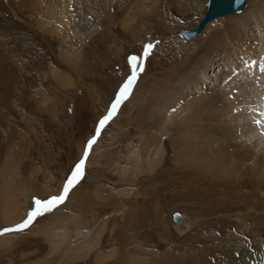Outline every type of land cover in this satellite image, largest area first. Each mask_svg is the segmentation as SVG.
Returning <instances> with one entry per match:
<instances>
[{"label":"rangeland","instance_id":"rangeland-1","mask_svg":"<svg viewBox=\"0 0 264 264\" xmlns=\"http://www.w3.org/2000/svg\"><path fill=\"white\" fill-rule=\"evenodd\" d=\"M35 2L8 0L14 15L2 12L0 6V240L13 238L8 245H0V264H159L168 258L170 243L186 256L192 247L199 250L194 240L201 226H224L220 222L224 217H211L200 209L216 198L223 200L232 190L210 182L203 190L204 197L195 188L185 195L186 185L171 181L178 168L175 137L171 138L170 132L173 142L164 136L162 150L155 148L154 108L175 79L173 70L168 69L174 67L168 45L175 35H168L170 39L164 42L162 35L167 33L155 16L143 18L148 27L142 33L139 27L132 29L136 37L118 26L110 30L102 27L99 33H105L106 43L94 44L88 38L74 54L76 60L67 62L61 54L74 47V42L68 41L65 31L54 32L51 25L40 24L42 20L32 11ZM167 2L172 5L165 9L168 22L181 24H176L180 28L174 26V34L198 25L200 18L197 11H191L190 0L184 1L187 8L182 14L178 0ZM87 12L81 15L85 17ZM151 31L156 37L148 39ZM70 33L75 36L73 30ZM146 42L152 45L149 53ZM177 52L181 60L182 53ZM140 68L147 80L118 118L121 108L116 116H110L100 139L97 142L95 138L91 152L86 153L99 120L113 106L106 105L115 85ZM95 147L98 150L93 157ZM83 154L87 156L85 174L69 189L66 199L34 217L22 230L6 231L26 221L36 200L45 202L62 195ZM191 197L197 222L180 234L172 222L173 213L179 211L184 218L183 207ZM12 218L15 222L7 224ZM84 233L100 234L99 245L70 259L67 250L76 247ZM154 256L158 259L153 260Z\"/></svg>","mask_w":264,"mask_h":264},{"label":"bare ground","instance_id":"bare-ground-1","mask_svg":"<svg viewBox=\"0 0 264 264\" xmlns=\"http://www.w3.org/2000/svg\"><path fill=\"white\" fill-rule=\"evenodd\" d=\"M36 1L38 2L33 4L32 11L35 12L37 19L42 20V23L38 22L45 26L51 25L54 32L65 31L68 41L74 42V47L69 46V51L61 54L63 61L67 62L76 60L74 54L79 53L80 45L88 38L94 44L106 43L103 41L105 33H99L102 27H108L110 30L118 26L125 29L127 34L131 33L136 37L137 34L132 29L135 26L139 27L142 33L148 27V21H144L143 18L155 16L157 20L163 22L161 28L167 33L162 35L164 42L170 39L168 35H175L176 38H172L175 40L171 39L168 45L169 54L174 56L172 63L174 67L170 66L168 69L173 70L175 79L171 88L166 84L168 86L165 90L166 96L158 101L160 104L154 108L156 117L152 133L153 140L158 141L155 148L161 149L164 136L169 142L172 141L168 136L170 132L171 138L175 137V159L178 168L175 175L172 173L171 181L186 185L185 195H190L188 190L195 188L199 189V194L204 197L203 190L211 183L231 187L232 192L224 193L226 197L223 200L216 198L215 201L209 202L208 206L202 207L203 210L200 209V213H208L211 217H224V221H220L224 228L221 229L217 223L214 228L203 229L204 226H201L199 228L201 233L194 240L199 250H192V247L187 256L185 253L181 254L182 249L172 246L169 242L168 258L159 264H264V123L257 112V100L264 96V0L249 4L246 0V5L241 11L212 19L202 33L192 39H186L180 32L174 34V30L181 24L177 21L168 22L166 13L167 15L169 13L165 12V9L166 11L172 9V5L166 3V0ZM178 1L181 14L185 13L187 3L185 0ZM190 1L193 7L191 11H197L201 21L206 11V1ZM23 3L27 4L26 1ZM8 5V0H0V6L4 7L1 11L14 15V11ZM84 10L88 11L85 17L81 15ZM45 26H42L44 30ZM73 27H77V30ZM71 30L75 34L73 37ZM156 34L153 31L148 32V39L155 38ZM147 35L144 34L145 37ZM186 40L192 41L185 42ZM116 42L117 39L114 38L113 44L117 45ZM145 44L149 53L150 43ZM177 50L182 53L181 60L177 59ZM136 65L137 63L134 66ZM138 65L142 66L140 63ZM141 72L142 70L136 69V72L133 70L132 73L131 70L132 74L130 73L128 78H123L115 85V93L108 97L106 106L109 103L115 104L123 86L135 75L132 88L128 89L129 95L120 101L121 104L116 106L117 110L113 112V106H110L111 116H116L118 109L121 108L118 118L126 105L128 106L135 98L136 91L148 78L145 74L142 76ZM56 75L62 77L61 73ZM67 81L70 83V80ZM107 114L108 111L99 120L98 127L96 126L98 134L95 131L92 135L93 138L97 134V142L103 129L109 124H106L108 121L106 120L101 126V121ZM94 145L87 148V151ZM98 147L94 148L93 157ZM83 157L86 159L87 156L83 154ZM85 171L86 167L83 175ZM245 187L248 191H241ZM193 198L191 197V202L183 207L186 213L184 218L181 214L179 222L172 220L180 234L188 232L196 225L197 221L192 211V208L196 207L192 202ZM13 222H15L13 218L6 221L7 224ZM99 236L100 234L93 237L90 233H84L77 240V246L72 248L71 245L67 250L69 258L78 257L74 255L75 253L82 251L81 254H84V250L96 248L99 245ZM11 239L12 236L2 238L0 245H8ZM154 258L153 260L158 259L155 256ZM155 262L154 264L157 263Z\"/></svg>","mask_w":264,"mask_h":264},{"label":"snow or ice","instance_id":"snow-or-ice-1","mask_svg":"<svg viewBox=\"0 0 264 264\" xmlns=\"http://www.w3.org/2000/svg\"><path fill=\"white\" fill-rule=\"evenodd\" d=\"M151 45H148V48H151ZM133 61L137 60L136 57L132 58ZM142 70V69H141ZM135 79V75H133L132 78H130L128 80V82L123 86V88L120 91V96L118 97V99L116 100L115 104H113V108L112 111L115 112L116 110V106L120 103V101L125 98L128 95V89L131 87L133 80ZM111 116V113L109 114V116H106L104 118V120L101 121V126H103L104 122L106 120H108ZM95 142V138H93V140H90L88 142V148L91 147V145ZM83 166H84V160L82 159L75 168V171L72 173L71 178L67 181V187L64 188L63 194L59 195V196H55L52 197L51 199L42 202L40 200H36L35 204L36 207L35 209L29 214L28 219L20 226H18V228L16 230H22L24 227H27L28 224L32 221V219L35 216H38L40 214H42V212L44 211H50L52 209V207L58 203H62L63 200L66 198L67 193L69 191V189L74 186V184L78 181V179L82 176V172H83ZM12 229H7L6 231H11Z\"/></svg>","mask_w":264,"mask_h":264},{"label":"water","instance_id":"water-1","mask_svg":"<svg viewBox=\"0 0 264 264\" xmlns=\"http://www.w3.org/2000/svg\"><path fill=\"white\" fill-rule=\"evenodd\" d=\"M245 5H246V0H207L205 3L206 11L203 14V18L201 19V21H199V24L192 29H183L180 31V33H182L186 37V39L195 38L198 34L202 33L206 25L212 19L216 17L226 16L234 12H239L242 10V7H244ZM58 204L54 205L53 207L57 206ZM180 220H181V213L179 211L174 212L173 221L177 223ZM18 226L11 229L16 230Z\"/></svg>","mask_w":264,"mask_h":264},{"label":"crops","instance_id":"crops-1","mask_svg":"<svg viewBox=\"0 0 264 264\" xmlns=\"http://www.w3.org/2000/svg\"><path fill=\"white\" fill-rule=\"evenodd\" d=\"M58 220H59V219H58ZM66 227H67V226H66ZM66 227H65V228H66Z\"/></svg>","mask_w":264,"mask_h":264}]
</instances>
